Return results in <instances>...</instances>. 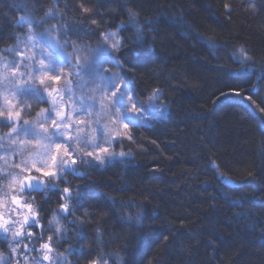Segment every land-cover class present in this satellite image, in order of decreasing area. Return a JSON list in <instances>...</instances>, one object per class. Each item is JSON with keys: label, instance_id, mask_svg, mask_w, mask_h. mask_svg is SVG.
I'll return each mask as SVG.
<instances>
[{"label": "trees", "instance_id": "obj_1", "mask_svg": "<svg viewBox=\"0 0 264 264\" xmlns=\"http://www.w3.org/2000/svg\"><path fill=\"white\" fill-rule=\"evenodd\" d=\"M85 2L93 8L87 20L81 0H0V58L23 33L20 16L35 23L59 9L35 26L67 24L66 33L52 31L61 44H93L124 22V46L112 53L122 77L138 100L162 89L166 111L130 127L133 138L122 140L130 156L84 165L83 176L60 181L79 186L81 196L69 200L75 215L63 216L66 231L55 249L67 251L70 264L100 253L108 264H120L117 255L122 264H264V0ZM129 9L138 14L141 43L127 23ZM241 47L251 57L246 64ZM230 89L242 95H221ZM60 195L32 194L41 224Z\"/></svg>", "mask_w": 264, "mask_h": 264}, {"label": "rangeland", "instance_id": "obj_2", "mask_svg": "<svg viewBox=\"0 0 264 264\" xmlns=\"http://www.w3.org/2000/svg\"><path fill=\"white\" fill-rule=\"evenodd\" d=\"M22 18L26 20L32 21L30 18L26 16H20L18 18V25L23 27V33L19 36L22 40L25 39L26 34L29 32V24L24 23ZM33 27H32V34L34 35L35 39L28 43L25 41L24 43H20L19 45L16 44L10 48H17L21 52L25 53V56H35L34 60H24V64L28 65V67L21 66L19 68L18 74L13 78L10 75V71L8 69H5L4 64L9 63V67H11L10 62L15 59L17 63L20 61V57L15 52H4V55L0 58V109L7 111V105L5 104V97H7L12 105L15 106L14 111H21V118L19 120V125H23L24 121H29V124L26 127L33 128L35 132L43 134V129H41L38 125L39 124H45V126H48V123L46 122L44 117L46 115L54 116V112H49L45 114H40L41 108H51V98L47 96V93L44 92V87L39 84V80L37 79H30V75L38 76V73H34L31 71L32 66L35 65L36 67H39V60L44 59L45 64H52L56 68V73L52 74H62L63 78L58 84H49L48 87H56L61 90L60 94L64 98V103L67 105L66 111L72 112L73 114V121H75L77 118L84 120L86 123L77 125L73 123L72 129L70 131V135L73 137L77 136L78 133L76 131L77 127L82 129V131L79 133V136L81 137V143L79 145L76 144V141L73 140L71 143L74 147H84V151H95V149L91 146L93 143L98 144L101 147H108L109 151H114L117 154L121 151L127 153L122 148V140L128 139L127 137H120L117 141L113 142L112 144H108L106 142L107 139H110L112 134L116 131H123L122 123L120 120L117 119L115 115H109L106 114V111H101L100 108V88H103L104 85L101 83L98 76H95L94 73L102 69H107L108 72L105 73L108 76H111L112 73L120 72V69L117 65H114L111 60L108 59L106 56L99 55L94 50L97 48L98 45L102 44L103 41V35H101L100 39L93 43V44H87V43H66L65 42L61 45H64L63 48L58 46L56 44L57 36L55 33L51 32L50 35H46L44 37L41 36V33H44L45 29L39 30L35 26L34 21ZM106 32H115V30H110ZM105 33V32H104ZM115 39L120 40L119 36H117ZM27 43V47H26ZM73 45L76 46L77 49H80L79 51L74 50ZM108 46L110 48L111 41H109ZM8 49V48H7ZM41 49L44 51L42 52ZM47 53H51L52 60H49ZM96 57V62L93 64L92 59L93 57ZM63 61V63H60V61ZM79 64L81 67L79 69L75 68L74 65ZM79 70L80 75L77 76L75 72ZM19 73H26L25 75L21 76ZM30 74V75H29ZM5 76L8 77L7 80L3 79ZM10 81V82H9ZM70 82V83H69ZM117 86H121V81L117 80ZM32 86L36 89L40 90V93L45 97L44 100H37L32 95H21L19 92H17V88L21 87H28ZM130 88V86L128 85ZM71 88V92H68L67 89ZM153 91L144 99V100H138L134 97L135 102L137 104V107L139 108L138 112H128L125 113L127 119L123 122L129 123V130L130 127L136 126V125H146L149 124L153 120H158L163 118L165 114V106L160 101V98L158 101H150L149 97ZM71 97V99H69ZM93 98L95 99V107L93 108H87L85 107L88 104L93 103ZM107 103V102H106ZM125 103L129 105V108L131 105L128 102L127 95H125ZM76 111H73V110ZM115 109H112V112H114ZM90 113V114H89ZM116 120V123H113L112 121ZM6 121L0 120V200H5L7 202L6 208H0V212H4L5 215H10L12 219H19L20 216L18 212H15L14 214H11V212L8 211V209L13 208L14 205L10 202V197L13 194V190L10 187L11 183V176L19 173L20 169L15 167L16 165L23 166L22 162L27 160L28 166L30 167L33 162H36L39 166V161L43 158L42 153H44V148L39 146L35 141L37 139H40V137H34L32 135H29L27 137L23 136L21 134L20 139H26L29 141H33L29 144H20V143H10V139L5 135L10 129L9 127H5ZM102 126H106L102 127ZM57 130L53 129L51 127L48 128V134L51 135L52 133H55ZM63 131V130H61ZM105 131H108V136H105ZM15 138V137H13ZM53 140L56 142H63L64 137L56 135L52 137ZM83 141H88L89 144L87 147H85ZM49 140L46 139H40V144H48ZM50 154V153H49ZM102 157L105 159V165L106 163L111 162L112 160L119 159V155L115 157V159L109 160L106 156V154H101ZM74 158L76 159L77 163L75 165H72L70 162L65 170V172L60 173L59 178L53 177V178H46L43 176H40V174L35 173L33 171V175L37 176L40 181H43L45 184L53 183L58 184V188H51L49 187L47 189V192L51 190H59L62 194V190L65 186H60V181H63L65 179V176L68 174L76 175L74 172L70 171V169H76L78 172H81V167L84 165H99L98 161H95L91 157H87L84 155L83 152L80 153H74ZM82 161H87L83 162ZM61 165L59 164V161L57 163V167L55 170L59 172ZM36 190H41L45 192L43 185H41L40 188ZM46 193V192H45ZM65 202L64 200H61V203ZM69 203V200H68ZM57 214V220L60 223V226L62 228L61 233L57 234L56 224H49L50 221L53 219V214ZM62 210L57 208L56 211L53 212V214L50 216L49 221L46 224H41L39 228V234L41 233L44 235V241L47 240L48 236H53V243L52 248L53 251L49 254L51 259L50 260H43L42 264H70L68 261V252L65 250L59 251L58 249H55L54 247V241L61 240L64 237L63 229H65L63 225V216L65 214H61ZM5 235L3 233H0V253L4 255L7 259H10L13 264H16V261H19V264H35L33 257L36 259H41L42 254L40 252L38 253H29L24 252V255H27L28 260L25 262L24 255H16L15 253H11L9 249V245L7 241L5 240ZM19 251L23 252L24 250L22 248L18 249ZM65 257H67V260H65ZM108 264V263H107Z\"/></svg>", "mask_w": 264, "mask_h": 264}, {"label": "snow or ice", "instance_id": "obj_3", "mask_svg": "<svg viewBox=\"0 0 264 264\" xmlns=\"http://www.w3.org/2000/svg\"><path fill=\"white\" fill-rule=\"evenodd\" d=\"M65 7L67 8V4H65ZM81 12L84 14L83 19L87 20L92 17L93 15V8L86 6L85 0H81V3L79 5ZM225 9H230L229 4L224 5ZM59 13V9L57 8H50L45 13V16L41 18L39 21H36L35 24L42 25L43 23L47 22L48 19L55 18L56 15ZM128 25L133 27L135 29V42L141 43L144 40V34L143 29L140 27L138 23V14L133 12L131 9L128 10ZM24 23L29 24V32L26 34V37L24 40H22L20 37H17V44L24 43L27 41L28 43H31L35 37L32 34V27L33 22L30 20H26L22 18ZM80 23H83V20L80 21ZM93 24H96L97 21L95 19L92 20ZM126 25L124 22H121L120 25L117 26V30L115 32H105L103 33V43L98 45L97 48L94 50L96 53L102 56L108 57L109 60L114 61L117 66L120 68H123V64L120 61V57L118 55H112L113 52L119 53L120 49L124 46L123 40L115 39L120 32L121 28H124ZM69 30V27L65 23H60L59 26H52L50 29H46L44 33H41V36L44 37L46 35H50L52 31L57 32V34H60L61 32L66 33ZM111 41V46L109 48L108 43ZM67 42L65 41V44ZM208 43L211 47H215V41L213 38H208ZM56 44L60 46L61 48L64 47V45L60 44V41L57 39ZM27 47V43H26ZM74 50L79 51L80 49H77L75 45H73ZM6 51L9 52H15L19 57L20 61L17 63L15 59L10 62L11 67H9V63H5L4 67L5 69H8L10 71V75L14 78L18 72L19 68L21 66L28 67V65L24 64V60H34L35 56H25L24 52H21L17 48H8ZM43 52L44 50L41 49ZM240 56L239 59L242 64H246L251 60V57L248 56L246 50L244 48H240L239 50ZM49 60H52L51 53H47ZM235 56V54H234ZM96 62V57L94 56L92 59V63L94 64ZM60 63H63L61 60ZM75 68L79 69L81 66L77 63L74 65ZM131 70V69H129ZM32 72L38 73V76L30 75V79H37L39 80V84L44 87V92L47 93V96L51 98V108H41L40 114H45L49 112H54V116L46 115L44 117L46 122L48 123V126H45V124H39L38 126L43 129V134L37 133L33 128L26 127L29 124V121L25 120L23 125H19V120L21 118V111H14L15 106L12 105L11 101L5 97V104L7 105V111L0 109V120L6 121L7 123L4 125L5 127H9V131L5 134L9 139L10 143H20V144H29L33 141H29L26 139H20L21 134L23 136L27 137L29 135H32L34 137H40V139H46L49 140L48 144H40V139H37L35 142L44 148V153H42V159L39 161V166L36 162H33L31 166H28V161L25 160L22 162L23 166L16 165L15 167L20 169L19 173H16L11 176V183L10 187L13 190V194L10 197V202L12 205H14V208L8 209L9 212H17L19 210V219H12L10 215H5L4 212H0V233L6 234L5 240L7 241L9 245V249L11 253H15L16 255H24V252H32V251H38L42 254L41 259H36L33 257V260L35 264H42L43 260H50V253L53 251L52 243H53V236H48L47 240L45 242L40 243L39 249L35 248V245L30 247V243L32 241L33 236L35 233L32 231H29L33 225H39L40 221L37 218L38 213L33 208V205L31 203H28L26 200H24L21 196L22 193L28 190H36L43 185L45 192L47 193V189L49 187L55 189L58 188V184L48 183L45 184L43 181H40L37 176L33 175V171L35 173L40 174V176L46 177V178H59L60 173L65 172L69 162L72 165H75L77 163L76 159L74 158V153H80L83 152L85 156L93 158L95 161H98L99 164L103 165L105 163V159L102 157L101 154H106L107 158L109 160L115 159L117 155L119 157L126 158L127 156H130L131 153H125L123 151L119 152L118 154L114 151H109L108 147H101L98 144L93 143L91 146L95 149V151H84V147H74L71 141L75 140L76 144L79 145L81 141V137L79 136V133L82 131L79 127H77L76 131L78 133L77 136L73 137L70 135V131L72 129L73 123L77 125L85 124L86 122L82 119L77 118L75 121H73V114L72 112H67L66 108L67 105L64 103V98L60 94L61 90L56 87H48L49 84H58L61 79L63 78L62 74H52L56 73V68L52 64H45L44 59L39 60V67H36L35 65L32 66L31 69ZM107 69H100L99 71L95 72L94 75L98 76L101 83L104 85L103 88H100V108L101 111H106V114L115 115L118 120L122 123L123 131H116L112 134L110 139H107L106 142L108 144H112L113 142L117 141L120 137L124 136L128 139H132L133 137L129 133V123L123 122L127 119L125 113L128 112H138L139 108L137 107V104L134 99V90L130 89L128 87L129 84H131V81H127L122 77L121 72H115L112 73L111 76L106 75ZM26 73H19V75L23 76ZM77 76L80 75L79 70L75 72ZM3 79L7 80L8 77L5 76ZM117 80L121 81V86H117ZM10 82V81H9ZM70 83V82H69ZM17 92H19L21 95H32L37 100H44L45 97L40 93L39 89H36L32 86L28 87H21L16 89ZM68 92H71V88L67 89ZM229 94H233L236 96H241L242 91L237 89H230L229 93H221L222 96H226ZM125 95H127V99L131 107L129 108V105L125 103ZM162 95V89H155L151 96L149 97L150 101H158L160 96ZM71 99V97H69ZM244 99L247 101H250L252 104H256V101L252 99L251 96L245 95ZM107 102V103H106ZM264 102V101H262ZM85 107L87 108H93L95 107V99L93 98V103L88 104ZM259 107V105H257ZM112 109H115L114 112H112ZM73 111H76L75 109ZM261 112H264V107L260 108ZM90 114V113H89ZM113 123H116V120L112 121ZM51 127L53 129H56L57 131L55 133H52L51 135L48 134V128ZM105 127L106 126H102ZM63 130V131H61ZM62 136L64 137L63 142H56L52 139L53 136ZM105 136H108V131H105ZM15 137V138H13ZM122 142V141H121ZM85 147L88 146V141H83ZM155 143V142H154ZM50 153V154H49ZM59 161V164L61 165L59 172L56 169L57 163ZM87 162V161H82ZM214 167H218L216 165H213ZM70 171L74 172L76 175L83 176L84 173L78 172L76 169H70ZM251 175V173H249ZM81 196V190L79 186L76 187V189L73 191L71 187H64L61 194V199L65 202L59 204V209L62 210L61 214H68L69 212L72 213V215H75V205L69 204L68 200H76L78 201ZM7 202L5 200H0V208H6ZM26 210V211H24ZM56 224V233L59 234L62 231V228L60 226L59 221L57 220V214H53L52 221L49 222V224ZM63 231H66V229H63ZM40 241H44V235L43 233L39 236ZM164 241L168 240L167 236L163 237ZM25 241H28L29 243H26ZM59 242L58 240L56 241ZM166 246V245H165ZM22 248L24 251L21 252L18 249ZM105 254L100 253V255L96 259H92L88 261V264H107V261L104 259ZM24 260L27 262L28 257L27 255H24ZM65 260H67V257H65ZM117 260L122 264V258H120L117 255ZM0 264H13V262L10 259H7L4 257L2 253H0ZM16 264H19V261H16ZM116 264V262H114Z\"/></svg>", "mask_w": 264, "mask_h": 264}, {"label": "flooded vegetation", "instance_id": "obj_4", "mask_svg": "<svg viewBox=\"0 0 264 264\" xmlns=\"http://www.w3.org/2000/svg\"><path fill=\"white\" fill-rule=\"evenodd\" d=\"M59 191V190H58ZM35 192H43V191H41V190H28V191H25L24 193H22L21 194V196H22V198L24 199V200H26L28 203H31L32 205H33V208L35 209V211L39 214L38 215V219H39V221H40V223H39V225H33L30 229H28L29 231H32L33 233H35V235L33 236V238H32V241H31V243H30V247H32L33 245H35V248L36 249H39V245H40V243H42L43 241H40L39 240V236L37 235V234H39V228H40V225H41V219H40V210L39 209H37V208H35V205H34V202H33V196H32V194H34ZM43 193H45V192H43ZM47 193H45V195H46ZM60 198H61V195H60ZM62 200V199H61ZM15 206H13V208H14ZM24 211H26V210H24ZM18 212V214H19V210L17 211ZM15 212H11V214H14ZM50 218V217H49ZM49 218L47 219V221H46V223L49 221ZM45 223V224H46ZM43 225V224H42ZM26 243H29L28 241H25ZM38 253V251H32V252H29V253Z\"/></svg>", "mask_w": 264, "mask_h": 264}, {"label": "water", "instance_id": "obj_5", "mask_svg": "<svg viewBox=\"0 0 264 264\" xmlns=\"http://www.w3.org/2000/svg\"><path fill=\"white\" fill-rule=\"evenodd\" d=\"M226 181H227V182H230V180H229V179H227Z\"/></svg>", "mask_w": 264, "mask_h": 264}]
</instances>
